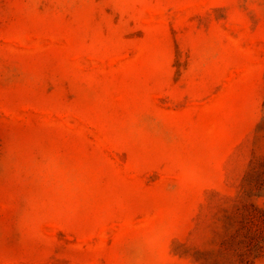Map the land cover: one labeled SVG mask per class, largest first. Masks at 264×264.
Wrapping results in <instances>:
<instances>
[{
	"label": "rangeland",
	"instance_id": "1",
	"mask_svg": "<svg viewBox=\"0 0 264 264\" xmlns=\"http://www.w3.org/2000/svg\"><path fill=\"white\" fill-rule=\"evenodd\" d=\"M0 264H264V0H0Z\"/></svg>",
	"mask_w": 264,
	"mask_h": 264
}]
</instances>
